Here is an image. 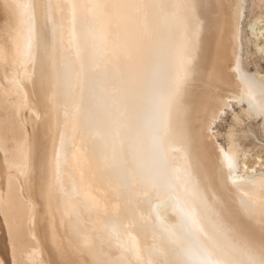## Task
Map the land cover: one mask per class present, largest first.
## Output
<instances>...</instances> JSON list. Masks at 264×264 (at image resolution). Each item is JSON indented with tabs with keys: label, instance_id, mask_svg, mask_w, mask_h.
Returning a JSON list of instances; mask_svg holds the SVG:
<instances>
[{
	"label": "bare ground",
	"instance_id": "1",
	"mask_svg": "<svg viewBox=\"0 0 264 264\" xmlns=\"http://www.w3.org/2000/svg\"><path fill=\"white\" fill-rule=\"evenodd\" d=\"M239 2L0 0V260L86 264L71 232L132 221L120 264H264V75L243 50L264 57V17L245 37Z\"/></svg>",
	"mask_w": 264,
	"mask_h": 264
},
{
	"label": "rangeland",
	"instance_id": "2",
	"mask_svg": "<svg viewBox=\"0 0 264 264\" xmlns=\"http://www.w3.org/2000/svg\"><path fill=\"white\" fill-rule=\"evenodd\" d=\"M5 7L6 6L4 4H0V8H1L0 13L3 15L2 16L0 14V17H1L0 23L3 22V20L6 17ZM259 17H264V2H263V0H247L246 9L244 11V18H243V28H244L245 37L250 38V39L252 38L250 27L253 23H255L257 21V19ZM254 47H255V45L253 43L250 46H244L245 49L243 48L244 54H245V59H246V62L248 64L247 69L253 74L256 73L257 71H259L261 74L264 75V57H260L259 54H257L258 51H257L256 47H255L256 50L254 49ZM109 53L110 52L107 50L104 55H106V56H107V54L110 55ZM108 60L110 61V59H108ZM104 64H109V63L105 62ZM98 86L99 87H97V88H93L94 85L89 86L87 93L90 97H93L94 95H96V96L98 95V97H100L102 99V101H105V96L108 93H110V89L107 88V86H105V85H98ZM117 98H119V97H117ZM119 99L121 100V96ZM121 108H119V109H121ZM227 110H228V115L225 116L226 118H224L223 121L220 123H218V121H219L218 120L216 125H215V132L218 131L220 134V136H218V141L222 145L226 144L227 134L230 130L233 131V133L238 136L240 134L239 130L244 128V123H241L239 121H236V119H234L235 114L240 113L239 106L233 105L232 109H227ZM86 112L88 114H92L93 116H95L97 119H99L101 121V118H100L101 108L97 110L95 108V104L92 106V108L90 110L87 109ZM120 112H121V110H120ZM254 126L256 128H259V125L256 123L254 124ZM110 133L112 135L113 132L111 131ZM113 137H115V135ZM90 139L95 140L96 137H92ZM261 141H262V143H264L263 138H261ZM249 144L250 143L247 142L246 146H249ZM261 155H262L261 156L262 159H264V150L262 151ZM98 222L100 223V225ZM97 225H99V226H97ZM97 225H95L97 227V229H94V230L89 229L90 227L87 226V229H77L78 231L73 232L74 234L72 232L70 233L74 236L73 242H75V245H74L75 254H77L80 259L81 258L84 259L83 261H85L86 264H88V263L90 264V262L88 260V255L91 252V248L94 247V248H96V251H98L100 259L103 261V264H104V262H105V264H111L112 261L114 264H117L118 263V262H116L117 260L120 261L119 264L122 263L123 261L120 260L119 258L125 257L124 255H127V254H125L126 252L123 250L124 249L123 246H124V244H126V242H127L126 240H128V238L130 237L129 234H127V236L125 237V233H123V232L127 231V228L131 230V228L135 227L134 223H132V221H130V223H129V221H128L127 228L126 229L124 228L125 229L124 231L122 229V231L120 230L121 232H119V231L115 232V233L119 234L118 236H117V234L115 235L113 233L111 228L105 227V225H102L100 221H97ZM94 235H96V239H94L92 237ZM129 262H131L132 264H135V263H133V261H129ZM176 262L178 264H185V263L180 262L178 260ZM186 264H203V261L198 262V261L188 259Z\"/></svg>",
	"mask_w": 264,
	"mask_h": 264
},
{
	"label": "snow or ice",
	"instance_id": "3",
	"mask_svg": "<svg viewBox=\"0 0 264 264\" xmlns=\"http://www.w3.org/2000/svg\"><path fill=\"white\" fill-rule=\"evenodd\" d=\"M243 7H244V0H240L239 3H233L230 6V10H229V13H228L230 22H234V24H237V25L240 23L241 8H243ZM232 36H233L234 39L237 36V31H236L235 27H233ZM259 51L261 52V54H264V48L259 49ZM187 62L190 65L195 66V64L198 62L196 55H194V56L190 55L188 60H187ZM193 76H195V73H193ZM216 90H218V89H216ZM218 115H219L218 123H220V122L223 121L225 116L228 115V110L224 109L223 112L218 113ZM212 130L215 131V127H213ZM0 264H11V262L8 261V260H0Z\"/></svg>",
	"mask_w": 264,
	"mask_h": 264
}]
</instances>
